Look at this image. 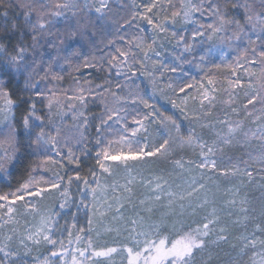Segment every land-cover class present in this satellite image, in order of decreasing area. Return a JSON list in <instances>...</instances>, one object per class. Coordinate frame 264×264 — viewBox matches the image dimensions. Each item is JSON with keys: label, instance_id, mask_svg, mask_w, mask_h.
Wrapping results in <instances>:
<instances>
[{"label": "snow or ice", "instance_id": "6c2138e0", "mask_svg": "<svg viewBox=\"0 0 264 264\" xmlns=\"http://www.w3.org/2000/svg\"><path fill=\"white\" fill-rule=\"evenodd\" d=\"M166 4L167 7L160 0H150L136 6L142 7L143 11L133 10L130 18H117L112 0H0V173L10 176L13 168L22 166L28 174V179L21 183L15 192L0 195V201L8 202L11 198V203L7 206L0 203V209L4 210L0 215V229L6 224L14 223L12 214L16 209L12 203L23 200L25 194L46 198L53 194L50 190H56L62 198L58 204L59 211L41 215L39 226L20 235L18 246L13 244L16 229L11 230L13 235L3 237V242L0 243V264H69V255L70 264H101L98 258H111L112 254L118 251L126 253L122 264L124 260L126 264H213V246L228 242L227 229L216 227L219 217L215 208L199 221L185 223L182 217L186 212L196 216L199 210L209 204L207 199L193 203L191 198L193 193L206 189L204 181L211 180L212 173L247 176L249 181L252 180L253 173L249 170L248 161L240 162L245 165L244 168H241L239 163L231 168H220L217 165V153L223 152L221 145L231 143V138L241 130L240 122L233 123L227 118L215 121L222 127L215 133L216 139L211 143L204 141L195 129L190 130L185 142L193 147L194 151L199 149L200 160L197 163L181 159L174 163L181 169L186 166L190 168L195 164V167L201 170L200 180L193 178L189 188L183 192L172 191V186L163 176L147 180V187L154 193L147 200L140 201L142 210L147 215L137 212L136 218L128 221L130 226L125 228L128 236L119 249L100 247L94 242L90 235L94 223L93 212L87 218L86 228L79 227L75 235L67 229L69 244H72L73 238L78 245L84 243L83 247L77 246L69 253L64 248L63 240L52 238L59 224L54 217L61 216L66 208L70 210L74 203L68 187H62L64 177L54 173L55 179L45 180L43 176L37 179L34 175L41 168H47L49 163H56L48 156V152L55 151L56 155L63 156V147H67V140L61 136V126H58L54 119L59 117L63 120L66 115L64 104L55 88L49 87L53 81L63 79L61 73L64 71V65L72 71H79L81 67L96 68L101 72L107 71L110 75L115 70L116 76L123 75L127 79L139 72L148 77L152 92L150 99L159 95L160 99L166 100L173 108L180 109L184 118L189 119L185 109L190 98L195 101L198 96L202 109L204 101L214 107L213 93L220 91L215 86V75L211 70L205 72L201 81L206 80L207 85L201 82L195 89L197 96L191 97L186 89L194 87L195 77L192 82H187L183 81L181 76L180 80L183 82L178 83L177 87H173L171 77H168L170 82L164 87L160 86V82L166 73L188 75L186 67L203 70L202 66L215 54L214 50L219 51L222 46H226L236 52L235 64L226 65L232 70V74L236 75L237 71L242 69L250 77L249 88L253 87L251 80L259 81L260 84L258 90L253 89V92L246 96L247 102L241 107L248 115H252L256 103L264 106V0H178V4L173 0H166ZM137 19L146 22L150 27L145 29L140 23H136L143 35L126 41L129 47L116 46L114 52L100 56L93 54L92 49L103 52L100 45H104V48L115 45L114 39H107L109 22L115 26L116 35H119L125 26H132ZM119 39L124 40V36H119ZM168 45L172 46L171 60L165 63L161 50L166 49ZM86 46H89V52L84 51ZM133 47L139 52L133 51ZM246 65L248 67H245ZM252 65H258V70L252 68ZM214 67L220 69L221 66L217 64ZM84 84L87 87L77 82L76 91L79 95L65 97L69 101L79 102L81 106V110H77L74 103L67 105L73 112V119L80 118L76 128L80 132L77 143L82 145V155H88L87 144L84 143L87 137L80 129L87 130L89 125L88 117L83 111L87 107L89 97L99 99L104 105V112L96 126L98 135L95 139L98 145L103 143V132L112 127L109 121L121 124L124 132L129 131L122 123L126 120V115L122 113L127 112L123 105L128 101L132 104H142L147 110L142 116L137 112L139 119L133 117L138 125L137 128L131 129L133 136L140 129L147 131L149 123L159 124L169 132L174 129L177 134L180 133L181 126L176 119L166 115L162 106L157 107L155 103L145 99L144 89L140 85L117 83L114 90L110 79H105L104 84L94 85L87 80ZM239 86H242L239 76H236L235 81L228 80L230 100L233 98V92L230 90ZM125 87L129 89V93L122 96L119 90ZM166 88L172 89L171 96L165 93ZM178 92L184 93L183 97H179ZM109 96L112 98V105L107 102ZM249 105H253L252 110H249ZM259 111L264 114V107ZM232 112L237 113V109L233 108ZM204 115L210 116L211 111L205 112ZM193 118L200 120V116ZM256 119L260 120L261 117L257 116ZM243 135L248 138L249 132H243ZM251 136L262 141L260 159L264 161V123L259 124L257 131L251 132ZM125 140L126 137H120V142ZM171 142L172 137L169 136L159 145L153 144L149 147L145 144L142 148L130 149L127 156L114 154L109 147H102L95 154V163L102 173H110L107 161H119L129 168L128 160L135 161L157 154L164 156ZM110 144L109 141V146ZM67 154L70 163L80 164V158L74 155L70 147ZM204 170H207V175ZM260 172L264 173V168H261ZM92 175L95 177L94 172ZM76 179H82L79 173ZM261 180H264V175H261ZM71 182L72 177H68V184ZM133 182L134 178L129 179L122 186L123 190L131 193L132 188L129 185ZM42 184L46 186L42 187ZM84 186V199L77 205V212L81 206L88 208L85 199L89 194L92 195L95 208L97 190L101 188L99 182L96 187H91L87 179H84ZM238 194L237 190L234 196ZM165 197L167 211L154 217L155 205ZM229 203L235 206L237 201L232 199ZM239 203L240 211L245 213L246 220L249 209L244 205L248 201L244 199ZM123 207L124 204L120 203L115 209L120 219H123ZM111 210L112 205H108V211ZM72 215L75 220L76 214ZM103 215L105 213H101V216ZM4 216L7 219H3ZM72 228H76L75 223ZM261 231L264 232V229ZM117 232L119 233V229ZM42 243L50 246L47 254L43 255V259L40 255L32 256V246L35 245L38 250ZM241 243V254H246L245 249H255L259 245L260 251L252 253L251 264H264V239L252 234L250 237H242ZM257 255L261 258L259 262L255 259Z\"/></svg>", "mask_w": 264, "mask_h": 264}, {"label": "rangeland", "instance_id": "374dc122", "mask_svg": "<svg viewBox=\"0 0 264 264\" xmlns=\"http://www.w3.org/2000/svg\"><path fill=\"white\" fill-rule=\"evenodd\" d=\"M113 3L118 2L112 0ZM119 4V3H118ZM149 25L144 22L143 28L149 29ZM150 35V32L148 33ZM169 46V45H168ZM167 46V48H168ZM225 47V46H223ZM164 53V57L168 54L167 49L161 50ZM260 110V108H258ZM137 128V127H136ZM61 136L67 140V143L75 146L77 143V131L75 129L61 128ZM159 128L157 124H148L147 131L140 129L136 135L138 139H142L146 144L149 142H155L159 136ZM76 133V134H75ZM134 137V136H133ZM204 141L208 140L207 137L202 138ZM153 140V141H151ZM63 142V141H62ZM72 146V145H71ZM68 146V147H71ZM63 147V145H62ZM65 152L67 151V148ZM88 153L90 152L87 149ZM130 149L124 147L119 149L117 155L123 154L127 156ZM54 152V151H53ZM55 153V152H54ZM199 149H195V159L184 160V161H195L199 162L200 157L198 155ZM51 154V151H50ZM95 151L92 152V156H89L84 161V168L81 172V180L76 179V175H70L72 182L68 184V177L64 178L62 187L67 186L70 192L71 200L74 202L71 209H64L63 214L59 217H54L59 221L58 227L53 233V239L58 241L63 240L64 248L71 253L72 249L77 246L83 247L84 243L81 242L79 245L73 238L72 244H69V236L67 229H70L74 235L79 227H87V218L91 216L93 212V229L90 233L94 242L100 247H116L120 248L125 242L128 236V232L125 228L130 226L128 221L136 218V213L139 212L141 215H147L140 205L141 200H147L148 197L154 195L146 185V181L153 179L154 177L163 176L168 183L172 186V191L183 192L189 188V184L193 178L200 180L201 170L192 164L191 167L181 169L174 162H170V159L165 160L164 158L159 159L160 155L152 157H143L139 160H128L127 163L130 165L126 168L119 161H107V166H110V173H102L100 168L95 163ZM116 154V153H115ZM49 156V155H48ZM238 163L230 162L227 167L231 168L233 165ZM241 168L245 165L239 164ZM260 168V167H259ZM264 168V167H263ZM261 169V168H260ZM260 169L253 172L252 180L249 181L247 176H224L218 173H212L211 180H205L207 187L197 193H193L191 198L193 203L198 200L207 199L209 204L202 210H199L196 216H191L187 212L182 217L185 223H191L193 220L199 221L205 214L211 213L212 209H216V215L219 217V222L216 225L217 229L225 227L227 229L226 235L228 236V242H221L218 246H213L212 253L214 256L213 264H251V257L253 251L259 252V245L255 249H245L246 254H241V238L250 237L252 234L259 236L264 239V180H261V175L264 173L260 172ZM42 168L39 170L41 172ZM250 170V169H249ZM40 172L38 173V179L41 177ZM95 173V177L92 173ZM207 175V170H204ZM4 174L0 173V176ZM134 182L129 185L132 188V192L128 193L123 190V185L129 179H133ZM55 179V176L49 178V180ZM84 179H87L91 187H96L99 182L101 188L97 190V199L95 201V208H93L92 195L89 194L85 199V203L88 204V208L85 209L81 206L80 211L77 212V205L80 204L81 199H84L82 193L86 191L84 186ZM153 183L155 181L153 180ZM44 186V185H43ZM238 190V195L234 196V193ZM53 194L46 198H37L25 194L23 200H17L12 203V206L16 211L12 214L14 223H9L0 229V243L3 242V237L6 235H13L12 229H16L14 235L13 244L18 246L20 235L27 231H33L35 227L39 226V220L41 215L50 214L52 211H59L58 204L62 198L60 192L56 190H50ZM236 199L237 203L232 206L229 201ZM247 199L248 203L244 205L249 209L247 213L248 219H244L245 213L240 211L241 205L240 200ZM0 203L9 204L10 201H0ZM120 203L124 204L121 209L123 213V219L117 216L115 209L119 207ZM187 204V200L185 201ZM30 205V206H29ZM108 205H112V210L108 211ZM163 205V206H162ZM167 198H163L161 202H158L154 209V217H158L161 213L166 212ZM33 208L35 210H33ZM0 209V215L3 214ZM179 211V208H177ZM72 213H75V220ZM101 213L105 215L101 216ZM117 216L116 219H113ZM3 219H7L6 216ZM2 223V221H0ZM73 223L76 224V228H72ZM112 229L108 231V229ZM119 229V233L117 232ZM235 245L236 247H233ZM47 244L42 243L37 250L36 246L33 245L32 256L40 255L43 259V255L47 254ZM59 249V245L57 246ZM126 253H113L111 258H98L101 264H122L123 257ZM69 264L71 262V255L68 257ZM30 259V258H29ZM257 262L261 259L259 255L255 257ZM126 264V260L123 261Z\"/></svg>", "mask_w": 264, "mask_h": 264}, {"label": "trees", "instance_id": "16d2710c", "mask_svg": "<svg viewBox=\"0 0 264 264\" xmlns=\"http://www.w3.org/2000/svg\"><path fill=\"white\" fill-rule=\"evenodd\" d=\"M118 2L113 3V8L116 14L117 18H130L131 12L133 10L136 11H143L142 7H136L139 5H142L144 3L150 2V0H117ZM162 4L167 7L166 0H160ZM174 3L178 4V0H173ZM119 3V4H118ZM156 11V9H154ZM136 23H140L141 27H143L144 22L139 21L137 19L136 22L132 24V26H125L124 30H121L119 32V35H116V28L114 25L109 22L107 27V32L109 35L107 36V39H114L116 41L115 45H113L110 48H104V45H100V48L103 49V52L96 51L95 49H92L91 51L93 54L100 56L102 54H107L108 52H114L116 46L121 47H129L126 43L128 40H132L135 37H138L140 35H143L139 31V29L136 27ZM189 28L191 25L188 26ZM119 36H124V40H120ZM206 46V45H205ZM168 51V54L164 57V62L169 63L171 60V50L172 46L169 45L168 48H166ZM133 51L139 52L138 49L132 48ZM85 52H89L90 48L89 46H86L84 49ZM214 55L209 58V61L206 62L202 69L197 68H187L186 71L188 72V75L183 74H174V73H166L165 78L163 81L160 82V86L164 87L165 84L169 83L168 77H171V82H173V87H177L178 83H182L183 81L192 82V78L195 77L196 84L193 88L186 89V92H188L191 96H197V93L195 91L196 88L199 87V84L203 82L205 85H207L206 80L201 81V77L204 75L205 72H208L211 70V73L215 75L216 79V87L220 89V91H217L213 93L215 96V99L212 100V107L208 101H204V107L201 108L200 99L197 96V99L193 101L191 98L187 102V107L185 109V112L189 116V119H185L184 115L181 113L180 109L173 108V106L168 103L166 100H162L159 98V95L155 97V99H150L152 96L151 92V86L148 83V77L141 75L139 72L136 73L135 76L131 77V79H127L125 76H116L115 70H113L112 74L110 75L107 71L101 72L98 71L96 68H84L81 67L79 71H72L68 68L67 65H64V71L61 73L63 76V79L60 81H53L52 85L49 87H54L57 91L58 95L60 96L61 101L64 104V112L66 115L64 116L63 120H61L59 117H54L55 122L58 126H61V128H68V129H75L77 131L76 126L80 123V118L73 119V112L70 110L67 105L69 103H74L76 105L77 110H81V106L79 102L75 100H67L65 97H72L79 95V93L76 91L77 88V82L79 84L83 85L84 87H87V85L84 84V81H90L92 84H104L105 79H110L112 81V87L114 90L115 85L117 83L121 84H138L141 86V88L144 89V98L149 99L150 103H155L157 107L162 106V110H165L166 115L173 116L177 123L180 124V133L177 134V132L173 129L171 132H169L168 129L162 128L159 124H157L159 128V136L157 140L153 142H149V147L153 144L159 145L163 142V139L169 138V136L172 137V142L170 147L168 148L167 152H165L164 156H160L159 159L164 158L165 160L170 159V162H174L177 160H192L195 159L196 155H194L193 147L189 146L185 141L186 138L190 132L191 129H195L196 133L199 134L202 138L207 137L208 143H211L213 140L216 139L215 133L219 131L222 127V125L215 123L217 120H225L226 118L229 119L231 122H240L241 123V130H238L237 133L233 138H231V143L221 145L223 148V152H218L216 156L217 165L220 168H228L227 165L233 161V163H239L241 161H248V167L251 171L255 172L260 168L264 167V161H261L260 155L262 151V141L258 140L256 137L251 136V132L257 131V127L259 124L264 123V114H262L258 108H262L260 103L255 104V111L252 112V115H248L247 112L241 107L243 103L247 102L246 96L248 94H251L253 92V89H259L260 84L259 81L251 80L252 88H249L250 83V77L247 75L246 72H244L242 69L238 70L236 75L232 74V70L226 65L229 64H235V57L236 52L233 50L225 47H221L219 51L214 50ZM142 56V54H141ZM77 63H82V61H76ZM220 65V69H217L214 67V65ZM139 66L137 65V68ZM245 67H248L247 65ZM252 68H255L258 70V65H252ZM124 71H127V69H124ZM158 76V73H157ZM183 76V81L180 80V77ZM236 76H239L241 85L239 87H236L230 91L233 92V98L230 100L228 95V80L231 79L235 81ZM107 86V85H105ZM43 87V85H42ZM102 90V89H100ZM97 90V91H100ZM120 94L122 96H127L129 93V89L127 87L119 90ZM165 93L169 96L172 95V89L166 88ZM107 95V94H106ZM184 93H179V97H183ZM177 98V97H172ZM226 101H228L226 103ZM108 104L112 105V98L111 96L108 97ZM179 102V100L177 101ZM127 112L122 113V115H126V120L123 123L124 127H127L129 129L128 132H124L122 125L113 123L112 121H109V124L112 125L111 128L107 129V131H104L102 134L103 143L102 144H96V126L99 124V117L104 112V105L100 102L99 99H93L92 97L88 98V104L87 107L83 109L85 111L88 120L89 125L87 127V130L80 129V131L84 132V135L87 137V140L84 141V143L87 144V149L90 151L88 155H82L81 154V144L75 143L76 145L73 146V144L70 143V145L67 143V147L71 146L73 153L75 156H78L80 158V164L77 165L76 163H70L68 152H65L66 147H63V156L56 155V152L53 151L48 152V155L52 157V160L56 163H49L47 165V168H50L51 170H47V168H42L41 172L37 171L34 173L36 178L38 177V173L40 172V175L44 177L45 180H49V178L54 177V173H57L59 176L62 177H68L71 174L77 175V173L81 174L84 168V161L89 156H92V152L100 150L102 147H109V150L112 151L114 154L119 151H121L122 148L128 147L129 149H137L142 148L146 144L142 139H138L135 136L133 137L131 133L132 128L138 127V125L134 122L133 117H137L139 119L140 117L137 116V112L140 113L142 116L146 109H144L142 104H132L131 101H128L126 104L123 105ZM236 108L237 113H233L232 109ZM249 110L253 109V105L248 106ZM46 110V109H45ZM211 111L210 116L204 115L205 112ZM194 116H200V120L197 121L193 117ZM260 116L261 119L257 120L256 117ZM201 125H209V127L202 128ZM226 131V128H225ZM243 132H249V137L245 138L243 135ZM76 139L77 141L80 139V132L77 131ZM76 134V133H75ZM124 136L126 137V140L124 142H120V137ZM63 141V140H62ZM61 141V145H63V142ZM109 141L111 142L109 146ZM153 141V140H151ZM130 142V143H129ZM68 151V148H67ZM88 152V151H87ZM242 164V163H241ZM260 167V168H259ZM26 179H28V174L24 170L22 166L15 167L11 170L10 176L2 175L0 176V195L15 192L16 189L19 187L21 183H23ZM38 179V178H37ZM42 187H45L46 185Z\"/></svg>", "mask_w": 264, "mask_h": 264}]
</instances>
